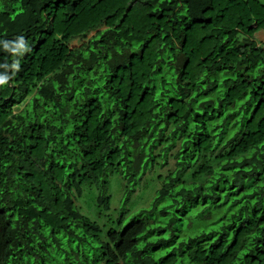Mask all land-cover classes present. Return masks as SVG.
Instances as JSON below:
<instances>
[{
	"label": "trees",
	"instance_id": "obj_1",
	"mask_svg": "<svg viewBox=\"0 0 264 264\" xmlns=\"http://www.w3.org/2000/svg\"><path fill=\"white\" fill-rule=\"evenodd\" d=\"M260 28L259 0H0V264H264Z\"/></svg>",
	"mask_w": 264,
	"mask_h": 264
},
{
	"label": "rangeland",
	"instance_id": "obj_2",
	"mask_svg": "<svg viewBox=\"0 0 264 264\" xmlns=\"http://www.w3.org/2000/svg\"><path fill=\"white\" fill-rule=\"evenodd\" d=\"M262 4H264V0H259ZM255 27V26H252V28ZM256 36L259 35L258 37V41L260 43H263L264 42V29L260 28V29H257L256 30V33H255ZM160 170L157 169V171L153 172L152 174L149 172L147 173V175L145 176L144 180H145V185L146 186V191L144 190H140L136 193V195L133 196V198L131 199V201H129L128 204H125L124 201H123V194H124V190H125V185L123 184L122 182V178L120 176L116 177L114 176L110 182H111V185H110V189H111V193L110 194H113V199H112V203H111V211H107V212H103V216L104 217H109V216H115V214L119 208H120V205L122 207H125L127 206V208L129 209H134L133 211H135V208L136 207H141L143 206L144 204H147L150 202H152V200H150V196L151 198L153 199L154 198V190H155V186L157 184V186H160V183L157 179L158 175H159V172ZM153 178L155 180L156 183L153 184ZM138 190V189H137ZM91 195H94L96 194L97 192L95 190H89ZM90 193H86L84 195V197L82 198L81 202L79 201V206H80V209L82 208L83 212L88 216L90 217L92 220H95V221H101V219H99V212H97V208H96V202L94 200L93 197L95 196H91ZM231 206V204H228L227 207L225 209H218V210H213L212 212H218V214H222L221 212H225L227 217H229V214H228V210H229V207ZM199 208H202V205L199 207ZM220 212V213H219ZM230 212H235L234 209H232ZM101 213V212H100ZM193 213V215L196 216L197 212H191ZM204 213L207 214V210L204 211ZM217 214V213H216ZM194 216V217H195ZM105 220V218H104ZM103 220V222H104ZM102 222V221H101ZM210 228H211V225H210Z\"/></svg>",
	"mask_w": 264,
	"mask_h": 264
}]
</instances>
